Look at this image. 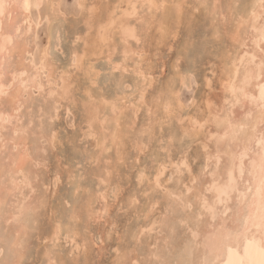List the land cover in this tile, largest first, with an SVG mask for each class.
I'll use <instances>...</instances> for the list:
<instances>
[{"label":"clouds","instance_id":"obj_1","mask_svg":"<svg viewBox=\"0 0 264 264\" xmlns=\"http://www.w3.org/2000/svg\"><path fill=\"white\" fill-rule=\"evenodd\" d=\"M0 264H264V0H0Z\"/></svg>","mask_w":264,"mask_h":264}]
</instances>
